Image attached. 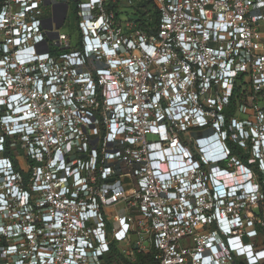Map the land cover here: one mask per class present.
Returning <instances> with one entry per match:
<instances>
[{
  "label": "built area",
  "instance_id": "obj_1",
  "mask_svg": "<svg viewBox=\"0 0 264 264\" xmlns=\"http://www.w3.org/2000/svg\"><path fill=\"white\" fill-rule=\"evenodd\" d=\"M47 1L0 0V259L261 264L264 0Z\"/></svg>",
  "mask_w": 264,
  "mask_h": 264
},
{
  "label": "trees",
  "instance_id": "obj_2",
  "mask_svg": "<svg viewBox=\"0 0 264 264\" xmlns=\"http://www.w3.org/2000/svg\"><path fill=\"white\" fill-rule=\"evenodd\" d=\"M134 15V20L138 26V28L146 30V31H154L158 27L160 12L159 9L154 2V0H134L131 5ZM235 100H233V103ZM234 105L232 106V109ZM240 145H235L234 153L240 155L239 151ZM258 165V162H255ZM258 172H260V176H263L262 171L258 168ZM260 208L258 211H261ZM256 212V211H255ZM257 216H260L261 213H254ZM256 218V217H255ZM262 226H259V229L262 231ZM264 245V242L262 243ZM112 253L118 256L119 262H125L126 264H143L145 261V257L143 255H138V260L136 262L127 261L124 256L118 252V249L115 244L112 245Z\"/></svg>",
  "mask_w": 264,
  "mask_h": 264
},
{
  "label": "flooded vegetation",
  "instance_id": "obj_3",
  "mask_svg": "<svg viewBox=\"0 0 264 264\" xmlns=\"http://www.w3.org/2000/svg\"><path fill=\"white\" fill-rule=\"evenodd\" d=\"M56 14V21L58 24H61L62 22H64V18H65V14L61 13L60 11L58 12H55ZM6 146V145H5ZM252 148H253V145L251 142H247L245 143V145L243 146H240L239 148V151H240V155L242 158H244V160L242 161V164H243V170H250L252 172H254V177L251 178V180L254 182V183H259V186L258 188H260V190H264V186L262 185L264 183V175L263 176H260V172H258V168L260 167V165H256L255 162H250L248 160H246L247 158H250L246 155H252ZM8 152V151H7ZM224 180L227 181V184L230 185L231 182H230V178L228 176H225L224 177ZM246 180V177L245 175H241L238 177L237 179V182L238 183H241V182H244ZM264 192V191H263ZM261 218L263 216L264 218V213H261ZM258 229H259V225L256 224ZM259 232L261 233V230L259 229ZM0 264H5V261H3L2 259H0Z\"/></svg>",
  "mask_w": 264,
  "mask_h": 264
},
{
  "label": "rangeland",
  "instance_id": "obj_4",
  "mask_svg": "<svg viewBox=\"0 0 264 264\" xmlns=\"http://www.w3.org/2000/svg\"><path fill=\"white\" fill-rule=\"evenodd\" d=\"M123 9L125 10V7H123ZM127 11H128V13H130V15H128V16L134 17L133 10H132V7L131 6L127 8ZM71 14H72V12H71ZM72 16H73V14L70 15V19H71L72 24H74L75 21H74V18H72ZM123 18H126V15ZM259 29L264 33V20L260 22ZM61 30L62 31H69L70 30V25L67 23L66 25H64L63 27H61ZM240 172H241V170H240ZM262 193H263V191H262ZM261 199L262 200L261 201H258V203H250V202L248 203L249 205L246 206V207H247V209H249V212H252L250 210L253 208L254 209L253 210L254 213H259V212L260 213H264V197L262 198V196H261ZM260 208H262V210L261 211H258ZM254 217L261 218V216H257L256 214H254V215L252 214V216H250L249 218H254ZM262 221L264 223L263 216H262ZM261 225H262L263 228H262L261 233L259 232V235H260L259 244L263 245L262 243L264 242V224H261ZM149 245L150 244L147 243V246H149ZM119 264H126V261L125 262H119Z\"/></svg>",
  "mask_w": 264,
  "mask_h": 264
},
{
  "label": "clouds",
  "instance_id": "obj_5",
  "mask_svg": "<svg viewBox=\"0 0 264 264\" xmlns=\"http://www.w3.org/2000/svg\"><path fill=\"white\" fill-rule=\"evenodd\" d=\"M259 164V162H258ZM260 165V164H259ZM259 169L262 171V167L260 166ZM249 172H247L246 176H247V180L248 182L246 184H244L243 182L241 183H238L237 182V179H232L230 180L231 184L228 185L227 184V181L224 180V177L221 178L222 180V187H223V190H224V195L223 197H226L228 195L227 191L230 189V191L232 192L233 190H235V187H238V190H241L243 187L246 189V190H249L251 187H253L254 185H258L259 186V183H254L251 178L254 177V172L250 171V170H247ZM263 173V171H262ZM264 175V174H263ZM230 178V177H229ZM231 179V178H230ZM264 186V183L262 184ZM230 225H226V228H229Z\"/></svg>",
  "mask_w": 264,
  "mask_h": 264
},
{
  "label": "water",
  "instance_id": "obj_6",
  "mask_svg": "<svg viewBox=\"0 0 264 264\" xmlns=\"http://www.w3.org/2000/svg\"><path fill=\"white\" fill-rule=\"evenodd\" d=\"M49 2H50V1L48 0L46 3L49 4ZM62 24H63V22H62L59 26H61ZM188 264H190V263H188Z\"/></svg>",
  "mask_w": 264,
  "mask_h": 264
},
{
  "label": "bare ground",
  "instance_id": "obj_7",
  "mask_svg": "<svg viewBox=\"0 0 264 264\" xmlns=\"http://www.w3.org/2000/svg\"><path fill=\"white\" fill-rule=\"evenodd\" d=\"M245 177L247 178V176H246V175H245ZM236 179H238V177H237ZM230 180H232V178H231ZM232 181H233V180H232Z\"/></svg>",
  "mask_w": 264,
  "mask_h": 264
},
{
  "label": "crops",
  "instance_id": "obj_8",
  "mask_svg": "<svg viewBox=\"0 0 264 264\" xmlns=\"http://www.w3.org/2000/svg\"><path fill=\"white\" fill-rule=\"evenodd\" d=\"M262 33H263V32H262ZM263 35H264V33H263ZM261 264H264V261H263Z\"/></svg>",
  "mask_w": 264,
  "mask_h": 264
}]
</instances>
